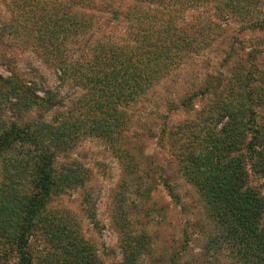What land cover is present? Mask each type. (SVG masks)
I'll list each match as a JSON object with an SVG mask.
<instances>
[{"label": "rangeland", "instance_id": "rangeland-1", "mask_svg": "<svg viewBox=\"0 0 264 264\" xmlns=\"http://www.w3.org/2000/svg\"><path fill=\"white\" fill-rule=\"evenodd\" d=\"M170 2L96 0L103 11L89 12L77 0H0V135L37 133L60 187L36 217L33 264H237L226 241L208 250L218 230L203 189L255 188L264 199V176L247 161L253 133L236 124L252 119L250 90L263 77L264 0ZM157 23L187 28L175 40L182 57L129 100L126 53L110 47L149 37ZM104 53L121 61L99 63ZM47 91L61 103L43 102ZM227 119L237 130L223 128ZM240 153L245 169L229 179L222 166ZM33 155L25 141L0 151V264L17 261Z\"/></svg>", "mask_w": 264, "mask_h": 264}, {"label": "trees", "instance_id": "trees-1", "mask_svg": "<svg viewBox=\"0 0 264 264\" xmlns=\"http://www.w3.org/2000/svg\"><path fill=\"white\" fill-rule=\"evenodd\" d=\"M100 1L110 4V0ZM167 1L171 4L170 1L172 0ZM77 2L82 7H87L89 12H95L97 9L103 11L102 6L98 8L93 6L96 0H77ZM229 11H234V8L229 7ZM80 14L84 18L87 12H80ZM146 14L150 15L151 21L154 20V17L156 20L159 19V15L154 11ZM259 21L260 18H257L256 24L260 23ZM262 24L264 25V23ZM262 27L264 28V26ZM187 31V28L177 25L152 24L149 37H147L146 30L143 33L144 37H141L139 33L136 35L137 40H139L137 43L129 40L126 45H119V43L113 42L110 48L117 49L116 52H125L126 59L121 61L120 56L109 59L104 53L103 56L98 57L101 60V62H98L117 65L121 61L120 69L124 72L123 77L127 78L126 85L129 100H134L138 96L144 97L151 88L158 84L161 76L168 75L178 65V59L182 56L177 55L179 46H177L175 40L178 35ZM86 32L87 29L82 30L83 34ZM122 64L125 65L122 66ZM98 67L100 68L101 65L98 64ZM157 67L160 70L159 73V70L156 71ZM260 75L263 77L260 80L259 87L256 91L250 90L251 95L248 98L251 101L252 119L249 122H244L243 118L239 120L236 118V124L238 133H241L240 135L245 136V133H248L249 130L253 133V137L246 144V150L249 152L247 161L251 164V170L262 177L264 176V69L258 65L256 66V76L260 78ZM46 95L47 97L42 99L46 104L59 105L62 101L57 100L55 96H52L53 93L49 91L46 92ZM230 115H232V112L227 115L229 119ZM232 122L227 119L223 128L233 126L236 129ZM23 141L29 142L32 146L33 156L36 159V180L34 191L24 206L21 216L22 221L15 238L17 261L14 264H33L34 253L30 249V241L36 226V217L52 200L53 196L59 192L60 187L54 175V151L32 129L23 130L20 127L12 126L6 130L0 135V151L12 147L14 143ZM243 157L240 153L239 156L230 157L225 161L222 170L229 175H226L229 179L238 180V175L234 174L235 170L240 175L243 173L245 169ZM262 185L264 187V180ZM233 187L234 185L218 194L210 186L203 189V195L204 197L207 196L209 202L208 213L215 221L218 230L213 237L209 235L208 250L220 244L219 242L226 241L230 244L232 253H236L234 260L237 264H264V199L260 190L255 188L239 190L236 196H232L229 192H233ZM170 191L173 193L172 188H170ZM81 264L86 263L82 261Z\"/></svg>", "mask_w": 264, "mask_h": 264}]
</instances>
